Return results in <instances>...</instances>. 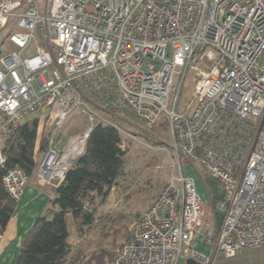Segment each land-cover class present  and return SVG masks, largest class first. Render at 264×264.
I'll list each match as a JSON object with an SVG mask.
<instances>
[{
	"label": "built area",
	"instance_id": "1",
	"mask_svg": "<svg viewBox=\"0 0 264 264\" xmlns=\"http://www.w3.org/2000/svg\"><path fill=\"white\" fill-rule=\"evenodd\" d=\"M3 29L14 50L0 56L1 167L3 140L41 109L53 129L75 108L87 121L62 148L50 132L35 177L52 188L94 126L129 135L98 109L149 126L167 116L170 175L108 264H215L264 244V0H0ZM36 32L43 45L22 55ZM185 165L220 186L219 224L201 218ZM27 180L18 167L1 178L15 202Z\"/></svg>",
	"mask_w": 264,
	"mask_h": 264
},
{
	"label": "trees",
	"instance_id": "2",
	"mask_svg": "<svg viewBox=\"0 0 264 264\" xmlns=\"http://www.w3.org/2000/svg\"><path fill=\"white\" fill-rule=\"evenodd\" d=\"M40 127L38 117H27L15 133L2 142L5 163L0 166V232L5 229L16 203L6 193L2 175L13 167L22 169L28 177L34 174L36 153L44 152L48 144V135L42 136ZM123 140L122 133L112 125L100 123L91 129L84 152L67 170L64 180L53 188L51 215L37 217L26 233L20 248V264H63L72 249L68 241V216L81 234L83 228L94 222L97 203L118 185L125 174L126 144L123 148L120 146ZM184 168L188 174L189 166ZM217 186L218 193H223ZM215 217L221 219L217 212ZM113 244L111 248L91 251L85 258H78L76 252L70 264H108L120 246Z\"/></svg>",
	"mask_w": 264,
	"mask_h": 264
},
{
	"label": "rangeland",
	"instance_id": "3",
	"mask_svg": "<svg viewBox=\"0 0 264 264\" xmlns=\"http://www.w3.org/2000/svg\"><path fill=\"white\" fill-rule=\"evenodd\" d=\"M37 45H43V42L36 32L34 39L22 55L31 54ZM7 46L13 48L6 40L1 48L2 53L7 50ZM259 64L264 66V54L259 59ZM194 81L192 73L185 76L178 97V108L191 100ZM171 105L172 97L169 101V106L171 107ZM98 112L100 115L110 118L129 134L123 135L126 144L125 174L118 185L114 186L108 195L97 203L94 222L91 226L83 228L81 234L77 232L73 220L68 216L69 240L74 247L78 248V258L88 257L94 250L111 248L112 242L115 243L113 245L120 244L125 239L127 230L149 206L151 198L158 194L163 184L168 180L171 170L169 157L162 150V147L167 146L170 140L167 128L168 119L164 113L161 114L156 124L149 126L128 115H113L111 118L109 115ZM84 118L80 108H75L62 125L55 129L46 122V119H43L41 135H47L49 130L54 140L65 144L70 136L84 129ZM187 173L194 178L196 190L202 197L201 218L203 221L211 223L218 201L217 183L211 179L208 182L202 181L201 177L190 167L187 169ZM210 195L216 197H212L211 200ZM78 254L80 255L78 256Z\"/></svg>",
	"mask_w": 264,
	"mask_h": 264
},
{
	"label": "crops",
	"instance_id": "4",
	"mask_svg": "<svg viewBox=\"0 0 264 264\" xmlns=\"http://www.w3.org/2000/svg\"><path fill=\"white\" fill-rule=\"evenodd\" d=\"M7 33L8 29L0 30V56H3L8 52L14 50V46L9 42L7 38ZM6 40L11 44L13 48H9V46H7V50H4V53H2L3 50L1 48ZM45 111V109H41L37 113L28 117H38L39 122L42 125ZM98 111L113 118V115H110L109 113L101 109H98ZM124 115L132 117L129 114ZM86 122L87 121L84 118V128L86 126ZM50 132L51 131L48 130V136L50 135ZM74 135L70 136L69 139ZM54 141L56 142L59 148H62L67 144V142L65 144H60L58 140ZM164 147L166 146L164 145L162 148ZM42 154L43 152L36 153L37 163H39ZM209 180L210 179H208L207 182ZM217 195L218 197H221V193H218ZM53 197V188L41 186L40 184H38L34 171V174L28 177L23 193L19 200L15 203L14 209L11 213V216L7 222L5 229L3 230V232H0V264H20L19 257L22 241L37 217H49L51 215V211L54 209L51 203ZM152 199L153 198H151V200ZM219 221L220 220H217V224H219ZM68 241L70 242L69 238ZM71 245L72 249L65 258L63 264H70V261L76 255V252H79L78 248L74 247L73 243H71ZM194 248L204 253L209 252V248L198 241L194 242ZM215 264H264V244L256 247L245 248L240 254L233 257H219L216 260Z\"/></svg>",
	"mask_w": 264,
	"mask_h": 264
},
{
	"label": "water",
	"instance_id": "5",
	"mask_svg": "<svg viewBox=\"0 0 264 264\" xmlns=\"http://www.w3.org/2000/svg\"><path fill=\"white\" fill-rule=\"evenodd\" d=\"M184 264H196V262L191 258H187Z\"/></svg>",
	"mask_w": 264,
	"mask_h": 264
}]
</instances>
